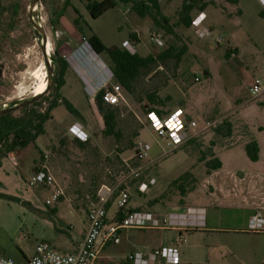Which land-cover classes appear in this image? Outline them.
<instances>
[{"label":"rangeland","instance_id":"1","mask_svg":"<svg viewBox=\"0 0 264 264\" xmlns=\"http://www.w3.org/2000/svg\"><path fill=\"white\" fill-rule=\"evenodd\" d=\"M39 1V10L34 13V18L42 26L52 45L48 56L52 76H55L52 56L57 54L69 66L66 74L68 82L61 89V94L81 113L80 117L70 115L63 119L62 115L69 114L64 106L55 111L56 119L52 117L53 111L50 113L52 118L45 125L46 134L39 137V143L44 149L40 160L54 175L56 188L28 186L30 194L36 196L42 208H53L57 203L63 202L81 212L78 217L73 214L70 216L65 212L67 207H59L63 220L56 222L57 227L65 229L72 225L74 232L82 227L86 221L85 214L93 204L99 202L101 190L104 187H115L116 179L110 173L120 168L122 160L134 155L138 142H146L151 146L149 160L161 155L163 150H168L166 141L159 137L149 121L148 112L151 107L163 114L176 109L185 110L191 119L198 122L201 133L192 139L194 142H187L156 161L143 175L145 181H149L151 175L157 176L158 184L155 187L162 193L150 191L151 193L143 195L137 189V182L130 185L129 208L139 207L141 211H150L153 207L154 212H167L163 208L165 205H185L186 196L173 184L174 181L188 171L199 179L208 160L218 157L232 143L237 142L239 136L246 135L247 127L241 122L250 127L254 123L264 126V109L258 106H264V97L254 100L250 98L248 89L256 78H264L262 0H237V4L215 0V5L205 10L207 18L203 25L211 32L208 36L197 33L194 24L190 28L178 25V12L183 0H162V11L176 27L179 38L167 35L149 17H140L133 11L131 4L120 1L115 9L107 11L98 19H93L87 11V0ZM31 3L32 0H0V110L31 98L32 91L39 82L37 76L43 75V71L48 79L41 36L29 17ZM16 6L18 14L14 17L13 9ZM129 8L131 9L127 12ZM77 12L81 16V23L86 21L85 34H81L75 25V19L79 17ZM200 14L195 11L194 20ZM155 31L162 35L164 46L159 47L151 41V34ZM130 33L140 36L136 47L143 57L158 55L170 44L179 48L186 46L188 51L179 64L175 60H168L154 66L148 74H143L138 79L133 95L126 93V102L117 107L116 130L122 134L117 140L104 134L103 114L96 101L92 105L90 92L85 89L89 86L95 90L108 82L110 73L105 64L110 68V62L104 53L97 55L88 45L84 46V40L88 41L93 36L107 47L122 48L125 41H134L130 39ZM70 56L79 74L69 62ZM84 60L93 66L98 76L92 78L89 74H84V68L79 66V62ZM113 84H117L114 79L108 84V88ZM54 92L52 81L49 91L41 96L42 107H37L36 110L48 108ZM151 94L156 95L158 105L150 103L148 95ZM13 113L14 116H21L20 110ZM76 122L81 123L90 135L85 147H80L70 133V128ZM227 122L236 126L234 138L230 140L216 132L220 127L226 132ZM185 148L186 152L181 150ZM26 154L32 164V159L38 158V151L34 148L29 149ZM202 158H206V161H202ZM30 175L27 174L24 179ZM194 177L184 182L186 193L195 187ZM58 189L62 190L63 195L56 203L47 206V199L52 200ZM117 195V192L114 193L109 202L110 217L118 210ZM28 229V226L22 227L12 241L10 235L14 230L10 235L7 231L1 232L0 254L24 263V252L28 257L32 256L34 247L39 242L52 243V235H57L55 229L51 231L46 228L43 235L31 233ZM144 234L139 230L124 233L123 242L118 247L126 250L123 255L126 256L130 249L134 250L133 247L140 245ZM171 234L168 232L167 236ZM62 235L66 236L64 232ZM219 238L223 244L228 243L230 249L238 251L239 257L236 259L231 256L229 246L226 250L219 249L224 252L226 261L233 258L236 260L235 264H264L263 237L252 239L221 235Z\"/></svg>","mask_w":264,"mask_h":264},{"label":"crops","instance_id":"2","mask_svg":"<svg viewBox=\"0 0 264 264\" xmlns=\"http://www.w3.org/2000/svg\"><path fill=\"white\" fill-rule=\"evenodd\" d=\"M203 13L206 19V12ZM83 62H79V66L83 65ZM73 64L76 65L75 62ZM86 65L88 64L86 63ZM87 71L89 72V69ZM93 72V70H90L92 76H94ZM258 106L264 109L263 105L258 104ZM60 107L62 105L57 108ZM57 108L52 112L54 119H56L54 113ZM70 115V113L64 114L62 117L67 119ZM241 123L247 127V133L239 136L240 139L237 142L232 143V146L218 155V158L222 161V168L207 173L205 165V170L199 179H196L193 173L188 171L196 180V185L185 194V205L180 207L165 205L163 208L167 212H154L152 211L153 207L150 211H141L139 207L134 208L135 211L151 214L168 215L173 213L183 215L182 217L187 215L189 220L199 226L172 227L165 230L153 228L123 230L121 232V243L123 242L124 233L129 230L145 232L142 243L138 246L135 245L137 247H133L134 250L130 249L126 256L123 255L126 250L118 248L121 243L110 244L101 251L100 264H125L127 256L136 251L161 247H177L180 253V264H235L236 260H233V258L238 259V251L230 249L228 243L223 244L219 238L221 235L225 237L234 235L252 239L259 236L264 238V231L250 230V220L254 215L260 212L264 217V126L254 123L253 127H250L247 123ZM232 125L234 132L229 140L233 139L235 135L236 126ZM252 140L257 141L260 148L259 160L256 162L249 159L245 150L246 144ZM31 148L38 151V158L32 159L33 164L28 160L26 154ZM181 150L186 152V148ZM42 153H44V149L38 138L35 144L29 145L22 151L9 153L1 159L0 194L17 200L0 197V233L7 231L10 235L14 230L10 235L12 241L13 238L15 239L17 231L25 226H28L29 232L41 235L44 234L46 228H50L51 231L55 229L57 235H52V244L55 248L61 252L73 251L87 230L88 212L85 214L86 221L83 222L78 231L74 232L72 225L62 229L56 225L57 221L63 220L61 217L62 211L59 207H67L65 212L70 216L73 214L78 217L81 212L72 205L63 202L57 203L53 208H42L36 196L30 194L27 184L30 177L26 178L28 180L24 177L27 174L32 175L44 166L40 160ZM160 156L156 155V157H152V160L158 161L161 159ZM201 165L204 164L201 163ZM151 178L156 180V183L151 186V191L160 193L161 191L156 190L155 187L158 184V177L151 175ZM46 205L48 206L47 201ZM110 209L109 207V211ZM117 214L118 210L110 217L108 212L109 221L113 222ZM12 226L14 228L10 229ZM63 232L66 236L62 235ZM168 232L172 234L167 236ZM181 237L182 242H180ZM228 246L233 257L230 261L224 259V252L221 251L226 250ZM0 248H2V243H0ZM34 253L35 249L33 255ZM23 254L25 256L24 263L33 256L28 257L25 252Z\"/></svg>","mask_w":264,"mask_h":264},{"label":"built area","instance_id":"3","mask_svg":"<svg viewBox=\"0 0 264 264\" xmlns=\"http://www.w3.org/2000/svg\"><path fill=\"white\" fill-rule=\"evenodd\" d=\"M262 2L264 3V0H262ZM130 9L131 8H129L127 12H129ZM204 19L205 15L201 13L200 16L194 20L193 24L197 28V33L201 36L203 34L208 36L211 32L203 25ZM151 41L159 47L164 46L162 35L157 31L151 34ZM85 45L90 44L88 41L84 40V46ZM123 47L132 54L138 53L135 41H125ZM68 60L77 72L75 69L76 65L72 62V57L70 56ZM85 62H87V60H84L83 65L81 64L84 68V74H89L92 78L98 76L93 66L88 63V65H86ZM105 67L110 73L108 82L103 83L95 90L86 85L85 89L87 92H90L92 105H95L96 96L103 90L102 99L105 105L118 107L126 102V93L119 84H113L111 88H108V84L114 79V74L106 64ZM88 69L89 72L87 71ZM90 70L94 71V76L90 74ZM81 77L84 80L83 74ZM248 89L250 98L256 100L264 97V78H256ZM148 118L159 137L163 138L167 143L168 150L163 151L160 158L178 150L201 133L198 122L191 119L183 109H176L167 114H159L152 111L148 113ZM70 133L73 138L82 142H88L90 140V135L79 122L72 125ZM150 150L151 146L148 143L142 141L138 142L134 148V155L129 159L122 160L121 166L118 169L119 171L116 170L110 173V175L116 179V185L113 188L104 187L103 190H101L99 202L93 204L87 214L88 227L84 237L77 243L73 251L61 252L58 251L52 243L41 241L36 245L34 255L25 263H19L6 255L0 254V264H100L101 251L110 244H120L122 239L121 232L123 230L132 228L165 230L172 227H198L199 225L189 220L187 215L182 217L183 215L173 213L159 215L140 211H127L129 210L131 198L130 185L132 183L137 182L139 193L144 195L149 194L151 186L156 183L154 178H151L149 181L143 180L145 172L153 167L156 162V160H149ZM56 183L54 175L46 165L34 172L27 181L29 187L45 186L56 188ZM116 192L118 193V212L126 211V215L122 220H118L116 215L114 221L110 222L108 217V204ZM62 195V190H56L52 200H47V204L51 205ZM250 230L257 232L264 231V217L262 213L258 212L251 218ZM182 240L181 237L180 242H182ZM179 255L180 253L177 247L145 248L128 255L126 261H129L128 264H180Z\"/></svg>","mask_w":264,"mask_h":264},{"label":"trees","instance_id":"4","mask_svg":"<svg viewBox=\"0 0 264 264\" xmlns=\"http://www.w3.org/2000/svg\"><path fill=\"white\" fill-rule=\"evenodd\" d=\"M125 4H131L133 11L142 18L149 17L154 24L165 31L169 36L179 38L176 32V27L171 23L169 17H167L161 7L162 0H87L86 9L90 13L93 19H98L103 16L107 11L115 9L118 6V2ZM228 2L237 4L236 0H227ZM215 5V0H183L180 10L178 12V25H183L186 28H190L193 25L194 18L193 13L198 11L200 13L207 10L210 6ZM18 14V7H14L13 16ZM75 19V25L78 27L81 34H85L86 21L81 23L80 14ZM130 39L136 43L139 39L135 33H130ZM88 45L92 51L97 55L105 54L110 62V69L114 74V81L121 85L125 93L133 95L135 84L143 74H148L154 66L163 64L168 60H175L177 64L181 63L183 56L187 53L188 48L183 46L179 48L176 45L170 44L164 51L158 55L149 54L148 56H141L139 53L132 54L126 50L123 46L107 47L98 38L90 37ZM94 52V53H95ZM52 59L55 60L58 68V75L54 81L55 92L52 101L49 103L48 108L45 110H36L37 107H42L43 98H39L30 106L20 109L21 116H14V113H7L0 116V166L1 159L9 153L19 152L27 148L31 144H35L37 139L46 134V123L52 118L50 113L56 109L59 105L64 106L67 111L74 116L80 117L81 113L77 110L74 104L61 94V89L66 85V74L69 68L68 63L64 58L54 54ZM104 91H100L96 96V103L103 114L106 136H113L117 140L122 137L120 131L116 130L117 125V107L105 106L102 99ZM148 99L152 105H158L155 94L148 95ZM155 111L159 114H163L160 110L151 107L149 112ZM148 112V113H149ZM227 130L223 132L222 127L217 128L216 132L221 134L222 137L229 139L233 135V125L230 122L226 123ZM195 140L188 142L192 143ZM75 142L80 147H85L88 142H82L75 139ZM245 150L249 159L253 162L259 160L260 148L257 141L252 140L246 144ZM202 161H206V158H202ZM207 173L222 168V161L218 158H212L206 162ZM192 178L191 173H185L180 178L174 181L182 194H186L184 182ZM1 198H7L10 200H17L15 198L0 194ZM110 203L108 204V209ZM128 212L135 211L134 209L127 210ZM126 215V211H119L117 214L118 220H122ZM129 261L125 260V264ZM130 264V263H129Z\"/></svg>","mask_w":264,"mask_h":264},{"label":"water","instance_id":"5","mask_svg":"<svg viewBox=\"0 0 264 264\" xmlns=\"http://www.w3.org/2000/svg\"><path fill=\"white\" fill-rule=\"evenodd\" d=\"M39 6H40L39 0H32V3L30 5V10H29V17H30V20L32 22L34 29L41 36V47H42V51L44 54V58H45V62H46L47 70H48L47 71V73H48L47 89H46V92H47V91H49L51 84H52V81H53L52 80V66H51V62L47 56V45H48V40H49L48 35L46 34V32L43 31L42 26L34 18V13L37 12L36 9L39 8ZM44 94H41L38 96L33 95L31 98L26 99V100H24L18 104H15L11 107L4 108V109L0 110V116L7 114V113L17 111V110H20V109L25 108L27 106H30L31 104H33L36 100H38Z\"/></svg>","mask_w":264,"mask_h":264},{"label":"bare ground","instance_id":"6","mask_svg":"<svg viewBox=\"0 0 264 264\" xmlns=\"http://www.w3.org/2000/svg\"><path fill=\"white\" fill-rule=\"evenodd\" d=\"M39 8L36 9V11H38ZM52 51V45L50 40H48V45H47V56H49L51 54ZM45 70V69H44ZM38 75V74H36ZM38 84L35 86L34 90L32 91V95H41L44 94L46 92L47 89V79H46V72L43 71V75H41L40 77H38Z\"/></svg>","mask_w":264,"mask_h":264},{"label":"flooded vegetation","instance_id":"7","mask_svg":"<svg viewBox=\"0 0 264 264\" xmlns=\"http://www.w3.org/2000/svg\"><path fill=\"white\" fill-rule=\"evenodd\" d=\"M52 60H53V62H52L53 63V66L55 67V74H54L55 76H54V78L52 76V80H53V79H55L57 77L59 70H58V68L56 66L55 60L54 59H52Z\"/></svg>","mask_w":264,"mask_h":264}]
</instances>
